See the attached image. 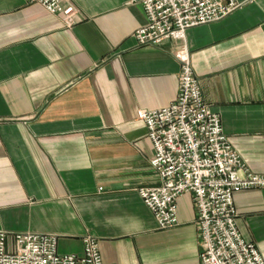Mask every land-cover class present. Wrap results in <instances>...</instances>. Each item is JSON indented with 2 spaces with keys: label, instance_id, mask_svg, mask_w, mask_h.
<instances>
[{
  "label": "crops",
  "instance_id": "0c3cea01",
  "mask_svg": "<svg viewBox=\"0 0 264 264\" xmlns=\"http://www.w3.org/2000/svg\"><path fill=\"white\" fill-rule=\"evenodd\" d=\"M186 30L202 94L247 166L264 173V0ZM75 24L40 3L0 0V231L59 236L81 254L98 239L103 264H202L197 211L177 198L161 229L139 194L160 184L138 109L176 98L179 41L140 46L139 0H65ZM242 236L264 256V189L234 193Z\"/></svg>",
  "mask_w": 264,
  "mask_h": 264
},
{
  "label": "built area",
  "instance_id": "2783aa9c",
  "mask_svg": "<svg viewBox=\"0 0 264 264\" xmlns=\"http://www.w3.org/2000/svg\"><path fill=\"white\" fill-rule=\"evenodd\" d=\"M65 0H25L40 3L61 15L66 27L75 24V8ZM146 24L133 33L137 43L157 45L170 38L179 41L175 56L181 68L177 96L158 109H138L152 142L151 166L160 178L156 186L139 194L161 229L178 223L177 198L189 193L197 211L202 264H264L255 241L245 239L236 224L233 193L264 189V173L247 166L227 137L219 112L202 94L200 79L191 65L185 44L186 30L224 18L240 6L237 0H139ZM9 247V233L0 231V264H103L98 239L82 237L81 254L59 253L52 233L17 232Z\"/></svg>",
  "mask_w": 264,
  "mask_h": 264
}]
</instances>
